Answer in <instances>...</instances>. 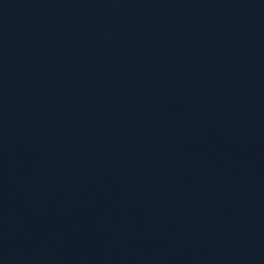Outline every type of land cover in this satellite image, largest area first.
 <instances>
[{
    "label": "water",
    "instance_id": "95a60500",
    "mask_svg": "<svg viewBox=\"0 0 264 264\" xmlns=\"http://www.w3.org/2000/svg\"><path fill=\"white\" fill-rule=\"evenodd\" d=\"M0 264H264V0H0Z\"/></svg>",
    "mask_w": 264,
    "mask_h": 264
}]
</instances>
